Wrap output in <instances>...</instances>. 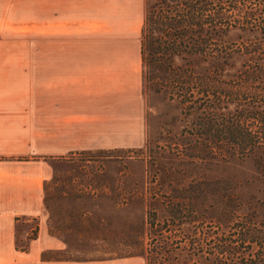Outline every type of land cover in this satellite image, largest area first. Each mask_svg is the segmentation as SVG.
Returning <instances> with one entry per match:
<instances>
[{
  "label": "crops",
  "instance_id": "0c3cea01",
  "mask_svg": "<svg viewBox=\"0 0 264 264\" xmlns=\"http://www.w3.org/2000/svg\"><path fill=\"white\" fill-rule=\"evenodd\" d=\"M144 10L145 0H0V264H138L52 256L65 244L48 232L43 186L50 161L144 143ZM34 34L39 49L2 45Z\"/></svg>",
  "mask_w": 264,
  "mask_h": 264
},
{
  "label": "rangeland",
  "instance_id": "374dc122",
  "mask_svg": "<svg viewBox=\"0 0 264 264\" xmlns=\"http://www.w3.org/2000/svg\"><path fill=\"white\" fill-rule=\"evenodd\" d=\"M210 1L219 3L226 22L264 23V0ZM257 36L230 31L226 40ZM16 37L2 43L4 48H40L38 35ZM231 69H238L237 64ZM139 97L142 145L50 161L52 174L43 186L44 218L48 232L65 244L52 256L223 264L216 253L228 245L238 257L235 264H264V174L251 161H240L238 149L227 150L231 154L213 149L209 159L207 149L182 148L190 137L180 133L189 125L178 106L143 90L141 81ZM27 227L33 229L35 223Z\"/></svg>",
  "mask_w": 264,
  "mask_h": 264
},
{
  "label": "trees",
  "instance_id": "16d2710c",
  "mask_svg": "<svg viewBox=\"0 0 264 264\" xmlns=\"http://www.w3.org/2000/svg\"><path fill=\"white\" fill-rule=\"evenodd\" d=\"M219 7L210 0L145 2L141 86L178 106L189 125L180 133L190 137L182 148L207 149L209 159L213 149H238L240 161H251L264 174V23L226 22ZM230 31L258 36L231 42ZM34 237L35 228L29 239ZM15 246L27 248L17 241ZM233 251L223 245L216 258L235 264Z\"/></svg>",
  "mask_w": 264,
  "mask_h": 264
}]
</instances>
